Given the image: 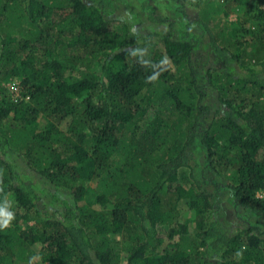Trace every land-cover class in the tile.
<instances>
[{"label": "trees", "instance_id": "16d2710c", "mask_svg": "<svg viewBox=\"0 0 264 264\" xmlns=\"http://www.w3.org/2000/svg\"><path fill=\"white\" fill-rule=\"evenodd\" d=\"M171 1L205 84L196 41L117 0H0V264H264L260 224L214 216L222 190L264 213V0Z\"/></svg>", "mask_w": 264, "mask_h": 264}, {"label": "rangeland", "instance_id": "374dc122", "mask_svg": "<svg viewBox=\"0 0 264 264\" xmlns=\"http://www.w3.org/2000/svg\"><path fill=\"white\" fill-rule=\"evenodd\" d=\"M117 2L118 8H116L115 14L129 17L137 15L144 22L142 27L147 29V31L151 28L169 30L174 35L192 38L196 41L198 45L194 51L193 59L199 74V81L202 84H205V70L221 66L220 60L211 46L209 37L202 31V26L195 23L198 19L197 9L187 5L178 6L171 0H117ZM235 18V14L232 13L226 19L234 21ZM162 19L172 21V25L166 20V22L160 23ZM206 101L210 105V113H212L217 106V100L211 87L207 88ZM189 154L193 158V162L196 161L198 163L195 166L198 178H212V173L209 169L204 171L202 169L204 166V150L195 147L190 150ZM214 216L231 226L242 227L257 223L264 229V213L251 214L240 211V209L235 208L230 194L224 190L220 192L215 203Z\"/></svg>", "mask_w": 264, "mask_h": 264}, {"label": "clouds", "instance_id": "9594fccd", "mask_svg": "<svg viewBox=\"0 0 264 264\" xmlns=\"http://www.w3.org/2000/svg\"><path fill=\"white\" fill-rule=\"evenodd\" d=\"M12 84H14L13 82L12 83H10L8 86H9V88H10V91L12 92L13 91V89H12ZM16 86L18 87V85L16 84ZM6 215H7V217L10 219L11 218V213H6Z\"/></svg>", "mask_w": 264, "mask_h": 264}, {"label": "built area", "instance_id": "2783aa9c", "mask_svg": "<svg viewBox=\"0 0 264 264\" xmlns=\"http://www.w3.org/2000/svg\"><path fill=\"white\" fill-rule=\"evenodd\" d=\"M12 89H13V91H18V87L16 86V84L14 83V84H12Z\"/></svg>", "mask_w": 264, "mask_h": 264}]
</instances>
